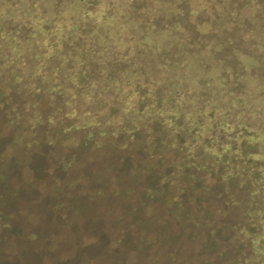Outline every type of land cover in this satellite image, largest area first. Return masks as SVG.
I'll list each match as a JSON object with an SVG mask.
<instances>
[{
	"label": "trees",
	"instance_id": "obj_1",
	"mask_svg": "<svg viewBox=\"0 0 264 264\" xmlns=\"http://www.w3.org/2000/svg\"><path fill=\"white\" fill-rule=\"evenodd\" d=\"M209 1L179 0L197 14ZM173 2L163 0L144 9L157 11L153 20L165 21L149 30L145 24L128 25V10L116 1L94 6L89 0L60 5L51 0H0V33L5 32L13 54L30 53L60 77L61 87L80 90L91 120L99 118L95 111L100 116L114 112L117 126L138 129L158 123L167 131L159 149L160 167H152L146 190L150 210L164 224L160 242L152 246L154 264H264V25L258 28L256 21L245 28L235 26L236 34L225 32L252 17L246 8L253 1L243 0L247 4L240 16L197 23L201 33L213 31L212 39L197 37L191 43L190 24L171 26L165 18ZM226 39L234 47L246 43L255 50L254 57H236L244 73L238 76V91L198 67ZM175 48L179 58L169 62ZM224 66L231 71L230 62ZM31 68L38 66L1 67L25 72L24 80L14 75L15 83L26 80L34 89ZM253 72L261 74V81ZM87 125L93 130L99 124ZM248 164L255 168L248 169ZM7 167L0 163V264H28L30 250L44 260L49 233L19 219ZM230 184L236 188L231 190ZM231 191L244 197H233ZM94 236L107 239L105 233ZM83 246L80 243L77 252Z\"/></svg>",
	"mask_w": 264,
	"mask_h": 264
},
{
	"label": "rangeland",
	"instance_id": "obj_2",
	"mask_svg": "<svg viewBox=\"0 0 264 264\" xmlns=\"http://www.w3.org/2000/svg\"><path fill=\"white\" fill-rule=\"evenodd\" d=\"M51 1L60 5L73 0ZM115 1L126 6V20L123 19L132 27L140 28L145 24L146 29L151 30L152 25L165 23L164 18L152 19L158 16L157 11L144 10L163 0H89L94 6ZM250 1H253L250 2L253 12L250 7L246 12L254 18L250 17L245 24L225 28L229 36L236 34L237 27L245 28L256 21L258 28L264 25L261 24L264 22V0ZM186 4L175 0L165 18L168 17L171 26L179 21L190 24L188 36L192 43L197 37L200 41L212 39L213 31L201 33L196 28L197 23L210 24L219 19L217 17L240 16L247 3L243 0H210L200 14ZM214 48L207 58L200 60L198 67L213 72L230 90H241L238 81L244 73L236 65V59L243 55L254 57L253 46L244 43L234 47L226 39ZM234 50L236 56L230 58ZM178 52L175 48L169 54V62L179 58ZM193 54L198 55L196 50ZM189 58L185 56V60ZM33 62L38 66L30 71V75L36 77L34 89L27 86L26 80L24 84L15 83L14 75L24 80L25 72L10 73L8 69H1L16 63L27 66ZM227 62L232 65L231 71L224 66ZM253 75L259 81L263 78L257 72ZM59 80L60 77L56 78L49 67L43 66L30 53L13 54L5 32L0 33V163L9 166L7 170L11 172V191L16 197L19 219L49 233L46 260L37 250H33L35 253L30 250L26 262L154 264L152 246L160 242L164 224L161 217L150 210L146 190L153 177L152 167H160L159 149L162 140L167 138V131L158 123L138 129L127 124L117 126L114 112L110 116H100L95 111L99 118L91 120L85 99L81 101L79 97L82 92L64 87L63 83L61 87ZM90 121H95L100 128L98 125L96 129H90L86 126ZM248 166V169L255 168L254 164ZM228 186L231 190L236 188L235 184ZM232 194L239 199L244 197L240 192ZM2 206L0 204V208ZM4 211L8 212L6 206ZM234 211L237 216L242 213L237 209ZM95 233H105L106 241L94 236ZM80 243L84 246L79 253L76 247ZM55 249L57 253H54Z\"/></svg>",
	"mask_w": 264,
	"mask_h": 264
}]
</instances>
